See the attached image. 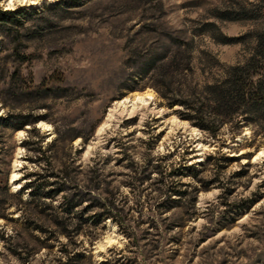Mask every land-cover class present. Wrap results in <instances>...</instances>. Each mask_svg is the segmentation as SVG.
I'll list each match as a JSON object with an SVG mask.
<instances>
[{
	"label": "rangeland",
	"instance_id": "rangeland-1",
	"mask_svg": "<svg viewBox=\"0 0 264 264\" xmlns=\"http://www.w3.org/2000/svg\"><path fill=\"white\" fill-rule=\"evenodd\" d=\"M7 2L19 14L0 18V264H264V155L253 160L264 136L229 124L194 133L162 95L163 78L178 97L244 61L264 17L240 10L254 15L264 0ZM146 90L150 108L96 135L114 101ZM25 118L38 121L13 129ZM56 174L69 188L53 199L21 192ZM78 190L90 193L75 212L107 198L116 221L58 225L62 196Z\"/></svg>",
	"mask_w": 264,
	"mask_h": 264
},
{
	"label": "trees",
	"instance_id": "trees-1",
	"mask_svg": "<svg viewBox=\"0 0 264 264\" xmlns=\"http://www.w3.org/2000/svg\"><path fill=\"white\" fill-rule=\"evenodd\" d=\"M240 18L264 17V6H259L256 14H246L245 10H240ZM18 11L16 9H0V18L8 21L17 20ZM220 19H234L225 14H218ZM207 25L215 26L214 22H207ZM254 45L244 61H238L234 64L219 66V72L215 73L210 80L202 84L196 83L189 91H183L178 97L170 95L169 82L162 79V85L166 91L162 92L167 100L168 106L179 105V116L182 119L189 120L193 126L216 135L224 125L232 127H242L251 125L255 127L257 134L264 136V29L253 32ZM226 41V38H219ZM191 56H188L184 66H178L181 70L190 69L189 62ZM170 67L164 68L163 77L170 74ZM45 87H34L29 89V93L40 92ZM38 121V118H25L13 125V129L23 128ZM37 151H41L39 148ZM56 180L51 182L43 181L34 185L30 179L21 186V192L28 189L32 200H41L45 198L53 199L56 195L69 188L67 176L61 174L55 175ZM60 179V180H59ZM49 185L52 187L47 188ZM77 186V185H75ZM90 192L78 190L70 195L64 194L62 202L57 207L62 214L57 223L58 225H68L75 215L80 217L81 221L75 233L83 229L85 223L95 225L109 218L116 221V216L112 212L113 206L107 198H93L92 207H101L102 210L93 212L90 215L83 216L88 210L87 207L75 212V208L86 201V195ZM20 195V194H19ZM90 199V198H89ZM252 200H249L251 202ZM253 203V202H252ZM249 207V206H248ZM58 218V216H56ZM56 218V219H57ZM64 227V226H63Z\"/></svg>",
	"mask_w": 264,
	"mask_h": 264
},
{
	"label": "bare ground",
	"instance_id": "bare-ground-1",
	"mask_svg": "<svg viewBox=\"0 0 264 264\" xmlns=\"http://www.w3.org/2000/svg\"><path fill=\"white\" fill-rule=\"evenodd\" d=\"M43 2L44 0H8L7 5L11 8H13L16 4H29L32 6H40ZM152 99H153V93L146 90L143 92L134 93L133 96L131 97L124 96L114 101L112 105L108 108V111L105 115L103 122L98 126L96 130V135H99L98 137H100L102 136V134L105 132L107 128L111 126H116V123L118 121L117 120L118 115L128 114V116H130L134 113H138L139 111H141L140 113H143V110L149 107V104ZM160 110H162V108H160ZM173 122H178L183 125L188 124V121L180 120L176 117H174ZM38 125L45 130L51 129V125L44 123V122H40ZM189 127L190 129H192L194 133L199 132V129L196 126L189 125ZM22 133H23L22 131H18L19 136L22 135ZM206 148L207 146L203 144L199 146V149H206ZM263 155H264V148H262L261 150L255 153L253 160L255 161L258 158L262 157ZM20 161L21 160H18V159L14 160V170L12 171L11 176H10L11 182L14 185L15 189L19 187V185L15 183V181L18 180L20 177V173L16 171L18 170V167L21 165ZM114 232H115V229L113 228L112 233L106 235L105 241L100 244V247H103L106 244H110L115 240L116 234Z\"/></svg>",
	"mask_w": 264,
	"mask_h": 264
}]
</instances>
